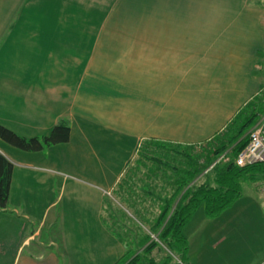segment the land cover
<instances>
[{
    "label": "crops",
    "instance_id": "1",
    "mask_svg": "<svg viewBox=\"0 0 264 264\" xmlns=\"http://www.w3.org/2000/svg\"><path fill=\"white\" fill-rule=\"evenodd\" d=\"M3 36L1 96L16 92L30 109L21 114H31L18 121L27 126L8 127L35 136L65 120L71 133L37 151L0 138L14 166L0 208V264H61L56 237L42 230L65 226L63 200L106 209L144 140L199 144L264 86V0H0ZM205 210L188 224L193 233L211 228V248L189 257L187 236L180 264H264V169L243 178L219 214Z\"/></svg>",
    "mask_w": 264,
    "mask_h": 264
},
{
    "label": "trees",
    "instance_id": "2",
    "mask_svg": "<svg viewBox=\"0 0 264 264\" xmlns=\"http://www.w3.org/2000/svg\"><path fill=\"white\" fill-rule=\"evenodd\" d=\"M263 114L264 96L260 93L249 100L226 127L199 144L152 139L143 141L137 162L142 163L149 158L152 162L150 170L164 166L166 177L173 186L170 193L157 195L159 212L151 220L150 231L157 233L159 240L174 254L177 253L175 256L181 261L169 252H166L163 262L151 256L150 252L160 243L146 233L138 241L142 250L137 249L131 258V255L126 256L119 264H180L185 260L188 238L184 228L197 209L204 204L207 215L219 214L241 193V180L246 177L252 179L264 169V162L246 165L236 162L238 153L249 141L250 130ZM70 133L71 126L65 120L56 123L48 133L35 136L19 134L0 123V138L27 151L66 142ZM13 170V163L0 152V208L8 205ZM150 193L153 194V190Z\"/></svg>",
    "mask_w": 264,
    "mask_h": 264
},
{
    "label": "rangeland",
    "instance_id": "3",
    "mask_svg": "<svg viewBox=\"0 0 264 264\" xmlns=\"http://www.w3.org/2000/svg\"><path fill=\"white\" fill-rule=\"evenodd\" d=\"M4 37L5 36L0 40V79L4 77L2 66H5L6 63L7 58L5 54L10 53L9 51L1 50L2 48L4 49ZM24 54L22 58L26 60L27 52H24ZM16 57H19L18 54ZM30 60H32V57H30ZM71 69L74 73L78 70L76 67ZM0 86H2L1 89L4 90V83L2 80L0 81ZM1 95L2 92H0V123L6 126L9 124L13 127L20 125H22V127L27 126L18 121L20 120L23 122V120L29 118L31 114L30 112L27 116L21 114L22 111L27 113L26 109L29 108L24 109L23 101L15 96L16 92H14V97L12 96V100L10 99L9 102H5L4 97ZM43 109L41 111H43ZM143 161L142 163L135 161L130 170L128 169L129 172L120 188L116 191H112V195L108 194L104 197L103 200L106 209L104 208L100 211V208H98L96 204L86 205L80 200V197L72 200V202L63 200L58 205L59 209H64L62 213L66 212L65 226H60V223L63 222L59 221L52 230L47 227L43 228L42 234L43 232L45 234L48 232L53 234L51 236L56 237L57 244L53 245V248L59 251L58 255L61 256V264H119L126 256L131 255L129 257L131 258L137 249L139 251L142 250L140 247L141 243L138 241L141 240V237L146 233H150L152 238L160 243V245L150 252L151 256L163 262L166 258V252H169L177 261H181L178 256H175L177 253L174 254L161 240H159L157 233H152L150 231L151 220H153L157 212H159L157 202L160 200L158 201L159 197L157 195L160 194L164 196L170 193L173 190V186L166 177L164 166H161L159 169L155 167L150 170V166H152L151 160L145 158ZM168 173L171 175L170 172ZM87 185L95 187L92 184ZM152 190L153 194L150 196L148 192ZM68 202H71V205ZM202 208L203 205L199 207V210H202ZM189 226L188 224V226L184 228L185 234H187L188 237H192L189 238L190 248L188 256L191 257L200 247L210 250L212 241V239H210V235H212L211 228H193L196 230L193 233ZM65 231L71 234L72 243L69 241L68 237L65 242V235L63 234ZM97 236H111L115 238V240L116 238L118 240L122 239V242L111 244L110 242L93 243L87 241L82 243L83 240H89ZM42 237L46 238L45 235H42ZM46 243L48 242L46 241L45 245H47ZM101 249L109 251L120 250V253L114 254V257H105ZM129 252L130 254H128ZM123 253L124 255H122ZM70 256H72V258H70ZM181 256H183V254Z\"/></svg>",
    "mask_w": 264,
    "mask_h": 264
},
{
    "label": "built area",
    "instance_id": "4",
    "mask_svg": "<svg viewBox=\"0 0 264 264\" xmlns=\"http://www.w3.org/2000/svg\"><path fill=\"white\" fill-rule=\"evenodd\" d=\"M260 93L264 96V86ZM236 162L239 165L264 162V114L250 130L249 141L238 153Z\"/></svg>",
    "mask_w": 264,
    "mask_h": 264
}]
</instances>
